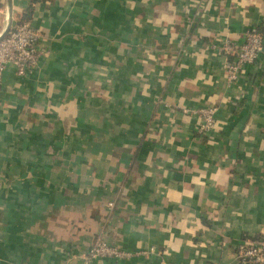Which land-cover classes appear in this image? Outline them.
Returning <instances> with one entry per match:
<instances>
[{"label": "crops", "instance_id": "0c3cea01", "mask_svg": "<svg viewBox=\"0 0 264 264\" xmlns=\"http://www.w3.org/2000/svg\"><path fill=\"white\" fill-rule=\"evenodd\" d=\"M28 3L4 0L0 31ZM26 20L37 62L0 84V264H83L96 236L143 253L87 264H238L264 231V0H37ZM245 29L261 50L227 82Z\"/></svg>", "mask_w": 264, "mask_h": 264}, {"label": "built area", "instance_id": "2783aa9c", "mask_svg": "<svg viewBox=\"0 0 264 264\" xmlns=\"http://www.w3.org/2000/svg\"><path fill=\"white\" fill-rule=\"evenodd\" d=\"M3 1L0 0V4ZM241 35L242 39L238 44L228 39H224L221 43L222 51L228 56L221 64L227 82L234 81L243 66L257 58L262 47V34L259 31L245 29ZM39 54L38 35L29 21L23 20L12 24L0 38V84L6 65H12L17 75H23L36 64ZM193 111L198 116L195 131L198 134L209 131L215 122L216 106H199ZM111 205L112 202L108 201L107 206ZM149 250L153 249L150 247ZM140 253H143L142 249H125L108 243L101 236H96L81 254V261L87 264L98 257L125 259ZM234 255L238 264H264V231L255 237L237 241Z\"/></svg>", "mask_w": 264, "mask_h": 264}, {"label": "trees", "instance_id": "16d2710c", "mask_svg": "<svg viewBox=\"0 0 264 264\" xmlns=\"http://www.w3.org/2000/svg\"><path fill=\"white\" fill-rule=\"evenodd\" d=\"M37 0H29L28 5L25 8V11L23 12L20 21L26 20L29 17L30 11H31V4ZM19 21V22H20Z\"/></svg>", "mask_w": 264, "mask_h": 264}, {"label": "water", "instance_id": "95a60500", "mask_svg": "<svg viewBox=\"0 0 264 264\" xmlns=\"http://www.w3.org/2000/svg\"><path fill=\"white\" fill-rule=\"evenodd\" d=\"M9 22H10V20H9L8 17H7V22H6L5 26H4V28L0 31V38H1V37L5 34V32L8 30Z\"/></svg>", "mask_w": 264, "mask_h": 264}]
</instances>
